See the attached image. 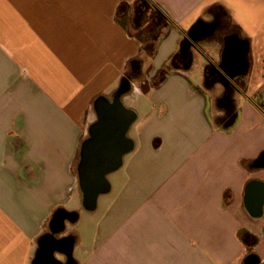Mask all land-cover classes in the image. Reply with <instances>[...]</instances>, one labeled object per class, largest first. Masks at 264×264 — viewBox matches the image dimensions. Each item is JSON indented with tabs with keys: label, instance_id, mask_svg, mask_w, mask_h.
I'll list each match as a JSON object with an SVG mask.
<instances>
[{
	"label": "crops",
	"instance_id": "0c3cea01",
	"mask_svg": "<svg viewBox=\"0 0 264 264\" xmlns=\"http://www.w3.org/2000/svg\"><path fill=\"white\" fill-rule=\"evenodd\" d=\"M152 1L173 26L129 79L141 48L116 13L134 0H0V264H40L45 238L65 245L53 264H264V0ZM217 32L219 70L243 84L229 130L213 125L199 89ZM178 54L182 68L153 86ZM115 104L131 119L125 151L88 210L82 145L98 106Z\"/></svg>",
	"mask_w": 264,
	"mask_h": 264
},
{
	"label": "trees",
	"instance_id": "16d2710c",
	"mask_svg": "<svg viewBox=\"0 0 264 264\" xmlns=\"http://www.w3.org/2000/svg\"><path fill=\"white\" fill-rule=\"evenodd\" d=\"M116 20H119L123 28L140 43L141 55L151 59L155 54L156 43L161 39L167 29L173 26L168 15L152 0H134L131 5L122 3L119 5L116 13ZM200 40V39H199ZM186 42L183 43L185 45ZM179 54L171 58L169 64L163 67L157 74L153 86L160 85L169 73L176 69L177 58ZM180 64L183 62L179 60ZM142 58L131 60L127 66L125 76L129 79L138 77L142 70ZM186 62H184V65ZM187 68V67H186ZM221 84L225 90L217 100V108L222 112L219 124L224 130H229L235 123L237 112L234 108L233 93L237 90L221 73L218 67L207 61L203 69V86L208 88L207 84ZM60 214L55 213L52 218V225H58ZM49 238L42 241L44 244L52 243ZM54 248L61 247L62 242L56 243Z\"/></svg>",
	"mask_w": 264,
	"mask_h": 264
},
{
	"label": "water",
	"instance_id": "95a60500",
	"mask_svg": "<svg viewBox=\"0 0 264 264\" xmlns=\"http://www.w3.org/2000/svg\"><path fill=\"white\" fill-rule=\"evenodd\" d=\"M198 33L199 29L194 27L187 34V38L195 41ZM187 51L186 47L181 49L180 56L183 59L186 58ZM98 117L99 121L90 128V139L82 145L78 167L79 186L88 210L93 208L96 198L108 190L105 176L120 163L121 153L125 151L121 136L131 121L128 112H124L120 104L113 107L98 106ZM256 165L264 167V153Z\"/></svg>",
	"mask_w": 264,
	"mask_h": 264
},
{
	"label": "rangeland",
	"instance_id": "374dc122",
	"mask_svg": "<svg viewBox=\"0 0 264 264\" xmlns=\"http://www.w3.org/2000/svg\"><path fill=\"white\" fill-rule=\"evenodd\" d=\"M223 23L225 22L224 20H222ZM222 26V24H220V22L217 20L215 22V24L213 25L214 27H218V26ZM221 39H222V36L219 35V32H217L215 35H213V37H211V42H215L217 41V43L215 44H212L210 46V48H208V55H210L215 61L212 63L214 64L216 67L219 68V65H220V61H221V57H220V49L222 48L221 47ZM204 44L203 41H201L199 43L200 46H202ZM198 47V46H197ZM200 48V47H199ZM201 50V49H200ZM202 51V50H201ZM203 53V51H202ZM205 53V52H204ZM201 55L200 53L197 52L196 54V59L194 61V65L192 67V78L196 81H200L202 79V58L199 56ZM207 55V54H206ZM181 57V56H180ZM178 57L177 58V63H180L179 60L182 58ZM142 58V62H143V68H142V72L145 73L146 70H147V67L149 65V59H146L144 56L141 57ZM176 68H182V65L180 64L179 66H177L176 64ZM171 74V73H169ZM154 81H152V85H153ZM236 88H242L243 87V84L242 83H234L233 84ZM208 88H205L203 85L201 86V88H199L202 92H205L207 95H208V98H207V107H206V114L212 119V122H213V125L215 127H220L221 125L219 124L220 122V117L223 116L222 112L219 111V109L217 108V100L222 97L223 93H224V86H222L221 84H207ZM211 95V97H210ZM213 110H215L216 113H219L220 115L218 116H213ZM213 116V117H212ZM110 183L113 184V187L116 189V187L119 185V180H117V176L116 175H110L108 177ZM114 194V193H113ZM110 196V195H109ZM109 196H103L100 198L99 200V205L100 207H102V205L105 204V202L107 201L108 197ZM95 214H86L84 213L82 217H84L85 219H88V218H91L93 217ZM84 220V219H83ZM86 221V220H85ZM84 221V222H85ZM82 223V222H81ZM80 225L79 224V229H80ZM83 226H81L82 228ZM82 230V231H81ZM80 231L82 232L81 235L82 237H85L87 236V232L83 231V228L81 229Z\"/></svg>",
	"mask_w": 264,
	"mask_h": 264
},
{
	"label": "flooded vegetation",
	"instance_id": "af4514ba",
	"mask_svg": "<svg viewBox=\"0 0 264 264\" xmlns=\"http://www.w3.org/2000/svg\"><path fill=\"white\" fill-rule=\"evenodd\" d=\"M57 244L52 242V243H47L44 244L42 247V251H41V257L43 258L41 261L39 260L40 264H53V262L49 261V257L51 256V254L53 253L54 247ZM64 244H61V247H64ZM40 257V258H41Z\"/></svg>",
	"mask_w": 264,
	"mask_h": 264
}]
</instances>
